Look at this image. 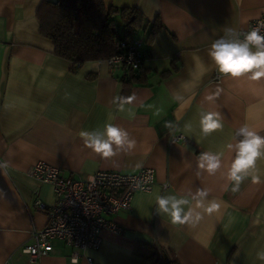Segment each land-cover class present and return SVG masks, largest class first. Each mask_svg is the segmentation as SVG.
Listing matches in <instances>:
<instances>
[{
  "label": "crops",
  "instance_id": "1",
  "mask_svg": "<svg viewBox=\"0 0 264 264\" xmlns=\"http://www.w3.org/2000/svg\"><path fill=\"white\" fill-rule=\"evenodd\" d=\"M44 1L0 0V163L7 161L0 168V264H73V248L58 239L33 260L21 252L32 228L47 221L34 200L55 202L52 186L28 173L38 161L75 178L154 170L151 190L135 192L129 208L111 217L119 229L103 230L98 248L79 249L76 264H157L159 255L167 264H264L257 259L264 250V158L256 162L261 183L249 177L233 191L223 175L236 129L248 124L264 136V78H228L208 55L225 29L239 32L264 16V0H103L142 14L134 36L143 41L141 82H124L106 60L72 70L40 31ZM156 19L160 27L149 38ZM117 97L134 99L121 111ZM203 110L219 112L222 129L204 136ZM107 123L136 141L131 152L103 158L84 145L80 131H103ZM202 152L223 153V167L212 175L199 170ZM197 189L220 207L194 227L158 213V195L190 198Z\"/></svg>",
  "mask_w": 264,
  "mask_h": 264
},
{
  "label": "clouds",
  "instance_id": "2",
  "mask_svg": "<svg viewBox=\"0 0 264 264\" xmlns=\"http://www.w3.org/2000/svg\"><path fill=\"white\" fill-rule=\"evenodd\" d=\"M241 33L233 28L225 29V35L215 40L208 52L216 69L228 78L246 77L249 80L264 78V35L258 29H253L241 38ZM134 97H117L113 103L123 111L124 105L131 103ZM205 99L209 102L215 96L208 95ZM200 131L208 136L216 130L222 129V117L219 112L203 110L200 112ZM190 127V126H189ZM79 136L84 145L103 158H110L121 151L131 152L136 141L129 133L113 123L105 124L103 131L82 130ZM231 143L227 149L234 154L223 175L233 184V191H237L241 183L251 178L253 183H261V175L256 167V162L264 158V136L249 126L241 125L236 129ZM223 153L202 152L197 157L198 169L212 175L223 167ZM7 161L0 163V168H6ZM207 189H197L188 196L158 195L156 205L158 213L166 214L173 224L195 226L204 217L205 213L211 214L220 205L216 201H208ZM194 202V204H193ZM257 259L264 262V250L257 252ZM73 264H76L75 259Z\"/></svg>",
  "mask_w": 264,
  "mask_h": 264
},
{
  "label": "built area",
  "instance_id": "3",
  "mask_svg": "<svg viewBox=\"0 0 264 264\" xmlns=\"http://www.w3.org/2000/svg\"><path fill=\"white\" fill-rule=\"evenodd\" d=\"M258 29L264 35V16L252 19L243 34ZM142 40L133 38L120 42V52L106 60L112 69H138L144 58ZM39 182L52 186L55 202L45 207L36 198L33 205L46 211L47 221L41 228H32L31 241L21 248L30 259L46 255L51 241L58 239L73 248L70 260L77 261L78 250L98 248L103 230L117 231L118 225L111 219L120 210H127L135 192H148L154 182V170L143 167L134 173L117 170H99L84 177L61 176L60 170L46 162L38 161L28 170ZM157 264H167L162 255Z\"/></svg>",
  "mask_w": 264,
  "mask_h": 264
},
{
  "label": "trees",
  "instance_id": "4",
  "mask_svg": "<svg viewBox=\"0 0 264 264\" xmlns=\"http://www.w3.org/2000/svg\"><path fill=\"white\" fill-rule=\"evenodd\" d=\"M38 18L40 31L52 41L54 53L70 61L72 70L86 61L114 56L120 52V42H130L143 27L137 8L106 6L103 0L44 1ZM159 27L156 19L149 29V38ZM142 65L143 62L138 69L122 71V80L141 82L145 72Z\"/></svg>",
  "mask_w": 264,
  "mask_h": 264
},
{
  "label": "water",
  "instance_id": "5",
  "mask_svg": "<svg viewBox=\"0 0 264 264\" xmlns=\"http://www.w3.org/2000/svg\"><path fill=\"white\" fill-rule=\"evenodd\" d=\"M47 2H50V3H56L57 0H46Z\"/></svg>",
  "mask_w": 264,
  "mask_h": 264
},
{
  "label": "rangeland",
  "instance_id": "6",
  "mask_svg": "<svg viewBox=\"0 0 264 264\" xmlns=\"http://www.w3.org/2000/svg\"><path fill=\"white\" fill-rule=\"evenodd\" d=\"M116 21H117V22H119V20H118V19H116Z\"/></svg>",
  "mask_w": 264,
  "mask_h": 264
}]
</instances>
